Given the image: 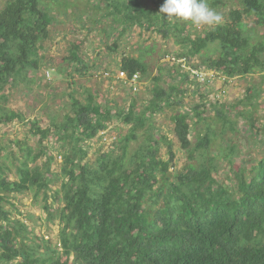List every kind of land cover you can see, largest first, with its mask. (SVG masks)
Returning a JSON list of instances; mask_svg holds the SVG:
<instances>
[{
  "label": "trees",
  "instance_id": "trees-1",
  "mask_svg": "<svg viewBox=\"0 0 264 264\" xmlns=\"http://www.w3.org/2000/svg\"><path fill=\"white\" fill-rule=\"evenodd\" d=\"M149 2L150 8L139 0H104V7L110 16L119 17L125 30L138 27L173 40L183 50L175 54L177 61L203 59L190 65L193 71L184 70L182 63L167 71V63L160 65L152 79V98L140 106L133 99L115 111L95 93L78 97L74 90L62 119L54 116L51 128L31 122L26 139L16 141L19 155H7L16 161L15 173L0 165V264H264V123L256 116L260 104L254 102L261 89H247L239 102L245 105L242 109L220 100L208 103L202 96L201 103L186 110L183 99L193 82L191 74L203 69L225 81L264 75V36H253L256 28H264V0H239L220 25L199 33L190 22L160 14L164 0ZM221 2L208 0L213 7ZM53 3L61 6V0H6L0 9V125L25 122L22 113L5 106L3 92L8 85L33 82L30 74L40 70L42 44L51 38L55 20ZM107 48L119 54L118 42ZM145 49L151 47L140 48L136 57L121 53L117 73L125 72L128 81L137 74L140 79L150 76L147 59L152 51ZM66 60L74 74L72 87L75 75H87L92 66L78 47ZM164 74L177 82L164 86ZM209 106L224 128L221 134L236 131L239 121L232 116L246 122L262 155L242 161L238 168L235 159L241 153L235 146L212 155L218 132L211 126L193 143V132L209 119ZM177 108L184 111L170 115L171 132L160 130L155 117ZM115 120L131 126L129 133L118 139L117 148L91 160L88 143L106 138ZM36 136L35 145L29 144ZM51 137L58 145L59 172H54L53 146L46 143ZM175 142L188 158L178 172H172L178 156ZM218 156L230 163L224 182L216 177ZM55 176L61 179L54 192L57 211L48 198ZM30 191L44 193L47 221L60 225L59 245L8 209L12 196Z\"/></svg>",
  "mask_w": 264,
  "mask_h": 264
},
{
  "label": "rangeland",
  "instance_id": "rangeland-1",
  "mask_svg": "<svg viewBox=\"0 0 264 264\" xmlns=\"http://www.w3.org/2000/svg\"><path fill=\"white\" fill-rule=\"evenodd\" d=\"M139 1L142 5L151 7L149 0ZM5 2L6 0H0V9L4 7ZM104 6V0H61V6L53 3L55 20L51 27V38L42 44L43 62L40 70L36 74H30L33 82H23L17 86L8 85L3 92L7 96L5 106L25 116V122L18 120L11 124L0 125V165L9 166L13 173L16 170L14 165L16 161L7 155H19V147L16 141L26 139L31 122L36 121L40 127L46 129L51 128L54 116L60 115L58 120H61V115L64 113L63 106L68 103L72 91H77L78 97L85 96L88 91H91L98 96L99 102L103 104L111 102L115 111L119 107L129 106L133 99H137L138 106H140V103H146L152 98V79L158 75L160 65L167 63L164 67V71H167L169 68L171 69V66L174 68L177 64L182 63L184 70L190 71L191 66L197 64L200 58L203 59V57H198L191 61H177L175 54L182 53L183 50L179 45H175L173 40L163 39L160 35L145 32L138 27L125 30V25L120 22L119 17L110 16ZM238 6L239 0H222L218 7L210 5L222 16V21L228 16L232 8ZM195 27L197 33L212 28L194 25ZM253 36L256 39H261V36H264V28H256ZM115 42L119 43L118 55L114 52L113 54L110 53L107 48ZM74 46L79 48V54L92 68L87 75H75L76 85L71 87V75L74 74L66 58L71 57ZM147 46L151 47V50L145 49V52L152 51L147 59L151 68L150 76L140 79V90L134 92L129 82L125 83L124 80L118 79L116 65H118L122 55L127 54L136 57L139 54V49ZM121 53L124 54L120 55ZM164 54H166L165 57H162ZM216 55L217 53L209 52V56ZM110 72L112 77L111 74L106 76ZM212 74L213 72H206L204 69L201 72L191 74L193 82L186 86L188 93L183 96L186 110H190L195 104L201 103L202 96L206 97L208 103L220 100L229 107L239 105V102L244 99L247 89L256 86L261 89L262 93L260 97L254 100L255 103L260 104L256 116L259 117L261 123H264V75L256 73L254 76L237 77L225 81L220 76L214 78ZM175 82L177 80L171 83L167 74H164L162 78L164 86L172 85ZM239 106L242 109L245 105ZM138 109L141 110V107ZM207 109L209 119L199 125V131L193 132V143L202 133L206 132L207 126H211L218 132L212 143V155L221 154L223 150L235 146L236 153H241L240 156H236L235 168L241 166L242 161L244 162L246 159H253L262 155L261 150L255 148L256 141L251 137L246 122L232 116L231 120L239 121V124L236 125V131L233 133L228 129L226 134H221L224 128L217 120L215 110L211 106ZM176 111H184V109L179 110L177 108L173 112L166 109L165 113L155 117V125L165 133L171 132L170 115ZM130 128L131 126L115 120L108 128L106 138L103 140L96 138L88 143L91 160H94L100 152L114 149L116 143L118 144V139L127 135ZM37 140V136L32 137L29 139V144L34 146ZM46 143L53 146L54 150L51 153L57 157L54 172H59L61 159L55 150L58 145L56 147L55 139L52 137ZM137 145V143H133L132 148H136ZM175 151H177L178 156L175 169H172V172L174 170L178 172V169L186 165L188 161L185 152L181 151L177 142H175ZM44 161L46 159L39 162L42 164ZM216 163H219V171L216 177L219 181L224 182L226 177L230 175V163L225 160L221 162L220 156L217 157ZM60 187L61 179L55 176L51 185L53 191H50L48 196L50 204H54L53 211L60 208L55 204L56 200L54 199V192ZM44 196L43 192L36 194L34 191L12 196L7 207L15 218L25 220L27 225L35 229L37 234L59 245L60 225L58 221L55 223L47 221V215L43 208Z\"/></svg>",
  "mask_w": 264,
  "mask_h": 264
},
{
  "label": "clouds",
  "instance_id": "clouds-1",
  "mask_svg": "<svg viewBox=\"0 0 264 264\" xmlns=\"http://www.w3.org/2000/svg\"><path fill=\"white\" fill-rule=\"evenodd\" d=\"M159 13L197 27H215L222 22V16L210 7L208 0H164Z\"/></svg>",
  "mask_w": 264,
  "mask_h": 264
},
{
  "label": "built area",
  "instance_id": "built-area-1",
  "mask_svg": "<svg viewBox=\"0 0 264 264\" xmlns=\"http://www.w3.org/2000/svg\"><path fill=\"white\" fill-rule=\"evenodd\" d=\"M210 73H212V72H210ZM106 75L110 76L109 74H106ZM212 75L214 76V73ZM214 78H215V76H214ZM118 79L124 80L125 83L129 82L131 84L132 90L134 92H138L140 90V76L138 74L134 75V77H133V79L131 81H128L127 74L125 72H123V71H120L118 73Z\"/></svg>",
  "mask_w": 264,
  "mask_h": 264
}]
</instances>
